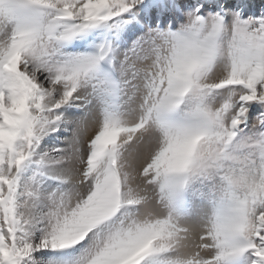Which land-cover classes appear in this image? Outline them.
I'll return each instance as SVG.
<instances>
[{
  "label": "snow or ice",
  "instance_id": "1",
  "mask_svg": "<svg viewBox=\"0 0 264 264\" xmlns=\"http://www.w3.org/2000/svg\"><path fill=\"white\" fill-rule=\"evenodd\" d=\"M0 264H264V0H0Z\"/></svg>",
  "mask_w": 264,
  "mask_h": 264
}]
</instances>
